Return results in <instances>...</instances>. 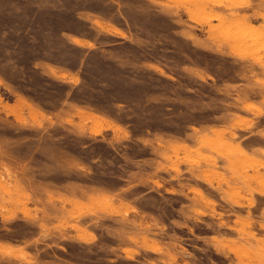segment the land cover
<instances>
[{
    "label": "rangeland",
    "instance_id": "rangeland-1",
    "mask_svg": "<svg viewBox=\"0 0 264 264\" xmlns=\"http://www.w3.org/2000/svg\"><path fill=\"white\" fill-rule=\"evenodd\" d=\"M0 264H264V0H0Z\"/></svg>",
    "mask_w": 264,
    "mask_h": 264
}]
</instances>
